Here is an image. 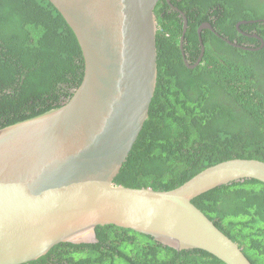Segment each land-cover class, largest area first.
Instances as JSON below:
<instances>
[{"label":"water","instance_id":"95a60500","mask_svg":"<svg viewBox=\"0 0 264 264\" xmlns=\"http://www.w3.org/2000/svg\"><path fill=\"white\" fill-rule=\"evenodd\" d=\"M48 1L78 42L84 76L61 107L0 128V264L98 244L105 226L223 264H253L195 201L235 182L264 184L263 160L229 159L169 190L116 183L156 95L162 0ZM256 38L262 46L252 51L264 46Z\"/></svg>","mask_w":264,"mask_h":264},{"label":"trees","instance_id":"16d2710c","mask_svg":"<svg viewBox=\"0 0 264 264\" xmlns=\"http://www.w3.org/2000/svg\"><path fill=\"white\" fill-rule=\"evenodd\" d=\"M158 85L150 117L116 183L169 190L207 167L243 158L264 161V46L257 51L203 33L206 52L196 69L178 47L182 18L160 16ZM187 1L186 4L181 2ZM264 0H194L223 36L253 49L264 41ZM184 8L189 0H174ZM164 9H162V12ZM200 15V14H199ZM170 34L171 38L167 39ZM186 50L197 47L189 29ZM198 48V47H197ZM84 61L67 23L48 0H0V128L61 107L82 83ZM195 204L264 264V184L235 182ZM98 244H61L30 264H223L204 251H176L115 226L97 229Z\"/></svg>","mask_w":264,"mask_h":264},{"label":"flooded vegetation","instance_id":"af4514ba","mask_svg":"<svg viewBox=\"0 0 264 264\" xmlns=\"http://www.w3.org/2000/svg\"><path fill=\"white\" fill-rule=\"evenodd\" d=\"M178 1H182V0H178ZM193 1L194 0H189V4H192V6H193ZM186 2L187 1H184L181 3L185 5ZM182 4L180 5L179 3H175L174 0H171V3H169L168 0H165L163 3V7H160L159 9H160V16L162 18L169 19V18H171V16H173V14H178L177 17L179 19L182 18L183 27H182V30L180 33L178 47L181 50L182 59H183V62L187 68L192 69V70L198 68L204 59L206 47L204 44L203 33H205V31L212 32L215 36H217L218 38H221L227 44H228V41H230L231 43L237 44L238 46L242 47V48H240L242 50L247 49L248 51H252L251 49H253V48H251L248 44H238L236 40L231 41L229 38L221 35L213 27V25L209 22V20H212L215 17L212 16V17H209V20H205L207 16L205 15V13L201 14L199 12L200 7H198V6H195V7L193 6L191 9L192 13L195 14V17H193L192 15L188 14V11H186V10H189L191 6L184 8ZM162 9H164L163 12H162ZM240 23L241 22H239L236 25V29L242 35L247 36L249 38H256V36H258L257 34H249L247 32H243L240 28V26H241ZM209 24L211 25L212 29L204 27L205 25H209ZM186 25H187V27L185 30L184 27ZM189 29H193L196 33V36H197V47L198 48L197 47L194 48L192 54L187 52V50H186V45H187L186 36H187V32ZM167 37H168L167 39H170L171 35L168 34ZM182 40H183V42H182ZM230 46H232V45H230ZM232 47H234V46H232ZM235 48H239V47H235Z\"/></svg>","mask_w":264,"mask_h":264}]
</instances>
